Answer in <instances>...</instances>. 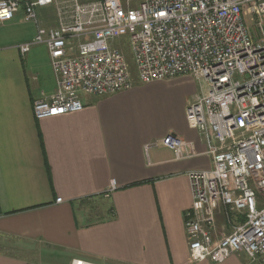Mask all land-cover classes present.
<instances>
[{
  "label": "crops",
  "instance_id": "0c3cea01",
  "mask_svg": "<svg viewBox=\"0 0 264 264\" xmlns=\"http://www.w3.org/2000/svg\"><path fill=\"white\" fill-rule=\"evenodd\" d=\"M50 7L56 14L38 10ZM36 32L23 7L0 26V264H41L52 252L65 264H213L191 262L184 220L188 172L212 168L186 118L204 84L133 81L82 94L80 112L37 120L34 103L51 98L57 78L46 44L20 50ZM169 134L184 139V157L158 143ZM245 255L222 264H246Z\"/></svg>",
  "mask_w": 264,
  "mask_h": 264
},
{
  "label": "built area",
  "instance_id": "2783aa9c",
  "mask_svg": "<svg viewBox=\"0 0 264 264\" xmlns=\"http://www.w3.org/2000/svg\"><path fill=\"white\" fill-rule=\"evenodd\" d=\"M137 1V8L125 9L121 0H0V26L23 7L25 20L37 28L21 52L40 44L49 49L57 88L34 103V117L80 112L82 94L104 97L132 88L129 65L114 46L126 36L141 83L182 76L201 82L205 93L189 103L186 118L205 141L212 168L187 174L190 259L222 264L245 253L255 263L264 257V0ZM48 6L58 19L49 33L37 15ZM158 143L184 157L183 138L169 134Z\"/></svg>",
  "mask_w": 264,
  "mask_h": 264
},
{
  "label": "rangeland",
  "instance_id": "374dc122",
  "mask_svg": "<svg viewBox=\"0 0 264 264\" xmlns=\"http://www.w3.org/2000/svg\"><path fill=\"white\" fill-rule=\"evenodd\" d=\"M121 2L125 9H127L128 7L135 9L139 6V1L137 0H121ZM37 14H38V20L42 22V26L44 28H48L49 26H55L58 23L57 15L55 14V12L53 11L51 7L46 8L44 11H40L37 9ZM249 21H250L251 31L253 33L254 32L256 33L255 22L252 19H249ZM75 44H78V42H75ZM114 46L116 48H119L122 51L123 55L125 56L126 61L129 65L132 80L140 81L139 72H138L136 62H135V57H134V53L132 50L129 37L126 36V37L119 38L118 40L114 42ZM92 206H96V205H92ZM217 219H218V226H220L221 223L223 222L222 218L220 216H217ZM45 255H46V258L41 259V262H40L41 264H65L67 263L66 259H64L62 256H59L61 254L58 255L52 252L49 255L48 254H45ZM245 258H246V264H264V257L260 258L255 263H252L247 256Z\"/></svg>",
  "mask_w": 264,
  "mask_h": 264
},
{
  "label": "bare ground",
  "instance_id": "6f19581e",
  "mask_svg": "<svg viewBox=\"0 0 264 264\" xmlns=\"http://www.w3.org/2000/svg\"><path fill=\"white\" fill-rule=\"evenodd\" d=\"M83 264H85V263L83 262Z\"/></svg>",
  "mask_w": 264,
  "mask_h": 264
}]
</instances>
